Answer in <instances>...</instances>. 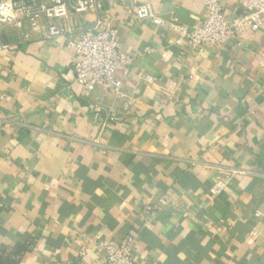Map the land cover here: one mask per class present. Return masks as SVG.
<instances>
[{"label":"crops","instance_id":"1","mask_svg":"<svg viewBox=\"0 0 264 264\" xmlns=\"http://www.w3.org/2000/svg\"><path fill=\"white\" fill-rule=\"evenodd\" d=\"M102 1L56 21L71 30L57 38L0 28V264H103L91 241L128 236L138 264H264V26L193 49L135 13L191 28L203 0ZM97 19L132 58L127 108L75 81L68 38Z\"/></svg>","mask_w":264,"mask_h":264},{"label":"built area","instance_id":"2","mask_svg":"<svg viewBox=\"0 0 264 264\" xmlns=\"http://www.w3.org/2000/svg\"><path fill=\"white\" fill-rule=\"evenodd\" d=\"M221 1L203 0L205 19L191 28L180 27L174 19L169 22L159 19L150 4L139 6L135 15L139 21L152 20L181 34L193 49L224 46L248 31L257 32L264 26V0H238L241 15L231 18L223 12ZM102 3V0H74L72 3L65 0H0V28L13 24L22 29L26 23L32 30H46V37L53 39L71 33L68 27L57 25L56 21L69 17L71 10L76 14L97 12L102 9ZM43 21L45 25H42ZM67 47L76 57L75 81L79 86L90 92L102 89L114 93L117 99L126 97L117 76L132 58L122 52L116 29L105 20L97 19L93 27L82 32L79 37L68 38ZM6 48L7 45L1 43L0 32V52ZM146 78L151 80L150 77ZM126 99L127 108L132 101ZM119 117L117 113H111L109 120L118 121ZM225 188V182L217 181L207 198L216 199ZM136 240V236H128L121 242L93 240L91 244L103 258V264H138L134 260Z\"/></svg>","mask_w":264,"mask_h":264},{"label":"rangeland","instance_id":"3","mask_svg":"<svg viewBox=\"0 0 264 264\" xmlns=\"http://www.w3.org/2000/svg\"><path fill=\"white\" fill-rule=\"evenodd\" d=\"M9 26H11V27H14V28H16V29H19V28H17L15 25H13V24H10ZM25 27V26H24ZM2 38V37H1Z\"/></svg>","mask_w":264,"mask_h":264}]
</instances>
